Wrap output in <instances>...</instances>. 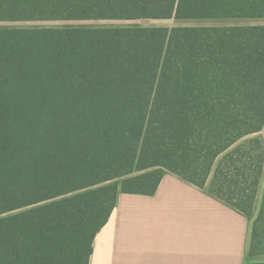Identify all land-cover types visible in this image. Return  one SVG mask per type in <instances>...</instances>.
Here are the masks:
<instances>
[{"label": "trees", "instance_id": "16d2710c", "mask_svg": "<svg viewBox=\"0 0 264 264\" xmlns=\"http://www.w3.org/2000/svg\"><path fill=\"white\" fill-rule=\"evenodd\" d=\"M264 20V0H0V23ZM264 25L0 29V264H90L167 172L254 219ZM250 264H264L254 262Z\"/></svg>", "mask_w": 264, "mask_h": 264}, {"label": "crops", "instance_id": "0c3cea01", "mask_svg": "<svg viewBox=\"0 0 264 264\" xmlns=\"http://www.w3.org/2000/svg\"><path fill=\"white\" fill-rule=\"evenodd\" d=\"M264 141V130L258 133ZM264 194L255 205L258 215ZM254 219L167 172L153 195L120 192L90 264H250Z\"/></svg>", "mask_w": 264, "mask_h": 264}, {"label": "rangeland", "instance_id": "374dc122", "mask_svg": "<svg viewBox=\"0 0 264 264\" xmlns=\"http://www.w3.org/2000/svg\"><path fill=\"white\" fill-rule=\"evenodd\" d=\"M241 25H264V20H164V21H82V22H19L0 23V29L16 28H43V27H87V28H114V27H231ZM264 187V176L261 187ZM264 262V255L250 257V263Z\"/></svg>", "mask_w": 264, "mask_h": 264}]
</instances>
